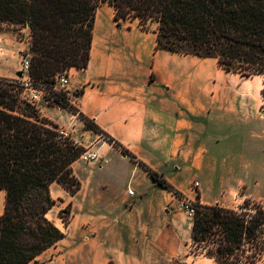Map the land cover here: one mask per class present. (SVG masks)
I'll list each match as a JSON object with an SVG mask.
<instances>
[{"label": "crops", "instance_id": "1", "mask_svg": "<svg viewBox=\"0 0 264 264\" xmlns=\"http://www.w3.org/2000/svg\"><path fill=\"white\" fill-rule=\"evenodd\" d=\"M115 14L109 3L97 8L89 65L69 69L68 96L135 158L78 114L39 105L42 117L96 153L89 163L81 157L73 165L82 183L76 194L51 185L56 203L48 217L66 208L71 216L67 226L49 217L66 236L38 256L44 264H94L97 258L101 264H170L191 251L183 199L138 160L190 201L235 209L250 199L264 208V75L245 77L217 58L157 49V25L143 30L137 20L118 24ZM30 45V32L19 37L0 31V78L19 77ZM76 123L86 137L76 135ZM5 204L6 190L0 189V215ZM198 255L208 259L201 264L215 263Z\"/></svg>", "mask_w": 264, "mask_h": 264}, {"label": "trees", "instance_id": "2", "mask_svg": "<svg viewBox=\"0 0 264 264\" xmlns=\"http://www.w3.org/2000/svg\"><path fill=\"white\" fill-rule=\"evenodd\" d=\"M102 3L115 7L118 24L138 20L143 30H150L157 23V49L217 58L224 69L245 77L264 75V0H0V25L30 24L31 77L49 91L52 105L78 114L88 128L132 158L67 93L55 90L58 74L88 67L96 11ZM22 91L18 83L0 78V189L6 190L0 264H40L38 256L66 236L48 217L56 203L51 185L58 182L76 194L82 183L73 165L88 151L39 112H17L24 103ZM262 95L264 110V87ZM138 163L158 184L184 199L162 174ZM249 202L253 201H245ZM194 204L193 252L214 258L217 264H243L239 251L264 227L263 206L258 203L260 212L252 215L219 204ZM62 212L71 214L69 208Z\"/></svg>", "mask_w": 264, "mask_h": 264}, {"label": "rangeland", "instance_id": "3", "mask_svg": "<svg viewBox=\"0 0 264 264\" xmlns=\"http://www.w3.org/2000/svg\"><path fill=\"white\" fill-rule=\"evenodd\" d=\"M156 25L158 28L157 23H154L152 26H156ZM152 26H151V28H152ZM7 28H10L12 30H6ZM0 29H1L0 31H2V32H12L14 34H17L19 37H24V35L26 33L30 32V36H31V30H30V27L28 25H26V26H7L6 24H3V25H0ZM21 60H22V56H21ZM18 85L20 87H22L20 84H18ZM16 89H17V87H16ZM22 93H23V91L21 92V96H22ZM22 98L24 99L23 96H22ZM35 111L39 112L38 108L33 106L31 103H29L25 99H24V103H21L17 106V112H19L21 114L22 113L33 114ZM74 127L76 130L75 131L76 135L86 137L84 127H82L81 124L76 123V124H74ZM100 136L102 137V135H100ZM88 139H89V141L86 142L85 144L90 146V143L93 142V140L90 137H88ZM88 152H90V151H88ZM80 162L86 164V163H89L90 161H85L84 159H82ZM235 209L238 211L249 212L252 215H258L260 212V207H259V204L257 202H249L247 204L244 202L241 205H238ZM62 211H60L59 213H57L56 211H52L49 214V217L52 218L56 223H60L62 221L65 224V221L70 218L71 214H66V213H63ZM186 214H187L186 216L188 218L189 223H191L193 217L188 215V213H186ZM257 234H258L257 237L251 238L250 240H247L246 242L244 241L245 245L239 251L241 258L244 260L243 264H251L257 260H264V227L260 228ZM193 248L194 247L192 246L190 249L192 252L190 251L187 253V255L184 254V255L174 259L173 261L170 262V264H201V262L208 260L206 257H204L202 255L201 256L198 255V254H202V253L193 252V250H194ZM43 260L44 259H42V258L37 259V261L40 264H44ZM214 261H215V259H214ZM81 264H84L83 259L81 260ZM94 264H101V262L97 258L95 260ZM109 264H112V263L110 262ZM214 264H217L216 261Z\"/></svg>", "mask_w": 264, "mask_h": 264}, {"label": "built area", "instance_id": "4", "mask_svg": "<svg viewBox=\"0 0 264 264\" xmlns=\"http://www.w3.org/2000/svg\"><path fill=\"white\" fill-rule=\"evenodd\" d=\"M32 51L30 48L26 49L22 52V60H21V69L20 71L23 73L22 77L18 79L12 80L14 83H18L23 87L22 96L25 100L31 103L35 107H39L42 102L46 104H52V97L49 91L42 86H38L31 77V67H32ZM70 85V73L69 70H65L62 73L58 74L55 77V90L62 91L68 94ZM95 152H86L83 154L82 158L85 161H91L95 159ZM199 183L195 182L194 187H198ZM130 194H133V190H128ZM195 201H190L189 199H183L182 206L188 213V215L193 217L195 212Z\"/></svg>", "mask_w": 264, "mask_h": 264}, {"label": "water", "instance_id": "5", "mask_svg": "<svg viewBox=\"0 0 264 264\" xmlns=\"http://www.w3.org/2000/svg\"><path fill=\"white\" fill-rule=\"evenodd\" d=\"M30 27V24L28 25ZM23 73L20 71V73L18 74L19 77H22Z\"/></svg>", "mask_w": 264, "mask_h": 264}]
</instances>
